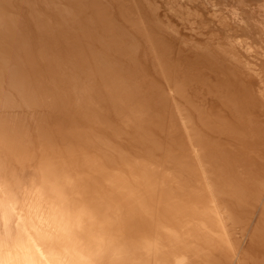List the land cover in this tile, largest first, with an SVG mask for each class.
Segmentation results:
<instances>
[{"label":"bare ground","instance_id":"6f19581e","mask_svg":"<svg viewBox=\"0 0 264 264\" xmlns=\"http://www.w3.org/2000/svg\"><path fill=\"white\" fill-rule=\"evenodd\" d=\"M149 1L0 0V264H264V0Z\"/></svg>","mask_w":264,"mask_h":264},{"label":"rangeland","instance_id":"374dc122","mask_svg":"<svg viewBox=\"0 0 264 264\" xmlns=\"http://www.w3.org/2000/svg\"><path fill=\"white\" fill-rule=\"evenodd\" d=\"M149 1V0H148ZM163 1V2H162ZM174 2H176V4L178 3V1L179 0H173ZM213 2H216V0L214 1V0H212ZM251 1V5H252V7L254 8V10L255 11H259V10H261V7L263 6V2H262V0H254V2H253V0H250ZM257 1V2H256ZM149 2H151V3H159V6H161V4L163 3H165V0H161V1H159V0H150ZM187 3V2H186ZM185 3V7L186 8H190L191 9V7L188 5L187 6V4ZM162 4V6L161 7H163L164 5ZM166 4V3H165ZM178 5V4H177ZM176 5V6H177ZM175 6V7H176ZM176 8H178V6L176 7ZM164 14V15H163ZM160 15L162 16L161 18L162 19H165V18H167L168 19V21L170 22V24H171V26L174 28V29H176L178 32H179V34H183V35H186L185 34V31L183 30V32H181L182 31V29H183V25L181 24V22H180V20L179 19H177V17L176 16H174V15H171V16H168V15H165V9H161L160 10ZM174 16V17H173ZM225 16V19L226 18H228L227 17V15L225 14L224 15ZM105 17H109V16H105ZM176 17V18H175ZM207 17H210L209 15L207 16ZM124 18V19H123ZM122 19H123V23H125V25L127 24V25H129V28H130V30H129V33H134L135 34V36H137L138 38L137 39H133V37H131L130 38V36L129 37H127V38H119L118 37V35H115L114 36V38H113V40L112 41H116L117 43H120V45H124V43H121V42H126V43H135L134 41H136L137 43H141L142 41L141 40H143L144 42H143V47L144 48H146V47H148L147 49H148V53H150V52H155L156 51V49H159V50H161V49H163V46H161L160 45V43L158 44V46H156V44H154L153 43V41L154 40H152V41H150L149 40V38H148V36H147V32L145 31V29L146 28H144L145 27V25H144V23H142V21H136V22H134V21H131L128 17L126 18V17H123ZM126 18V19H125ZM174 18L176 19V20H178V21H176V20H174ZM204 18H206V17H204ZM87 19H88V17H87ZM100 20L101 21H99L98 20V22H97V24H95V25H90V27H92V28H88V27H86V26H84V25H82L81 24V22L79 23V26L80 27H82V31H80V32H78V33H80L81 35H88L89 34V32L90 31H94L95 29L96 30H98V31H100V32H102L101 30H102V24L106 21V18L104 19L103 17H100ZM171 20H174V21H172L171 22ZM112 21V20H111ZM110 21V25L112 24V26L114 25V23H113V21L111 22ZM122 21V20H121ZM176 22H178L179 24H181V25H177V23ZM100 23V24H99ZM123 23H121V24H123ZM138 25V26H137ZM101 26V27H100ZM180 26V27H179ZM111 27V26H110ZM112 28V27H111ZM75 29H77V26L75 27ZM75 29H74V32L73 33H76V31H75ZM115 30V29H114ZM139 30V31H138ZM83 32V33H82ZM137 33V34H136ZM103 34H105V33H103ZM143 35V36H142ZM118 37V38H117ZM104 41H106V39L104 40ZM121 41V42H120ZM149 42V43H148ZM157 43V42H156ZM153 47V48H152Z\"/></svg>","mask_w":264,"mask_h":264}]
</instances>
